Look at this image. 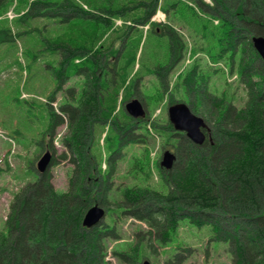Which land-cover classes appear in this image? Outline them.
I'll return each mask as SVG.
<instances>
[{
	"label": "trees",
	"instance_id": "1",
	"mask_svg": "<svg viewBox=\"0 0 264 264\" xmlns=\"http://www.w3.org/2000/svg\"><path fill=\"white\" fill-rule=\"evenodd\" d=\"M7 1L0 0V9ZM105 1L106 7L101 9L111 13L110 18L120 16L137 25L146 24L158 4V0ZM214 1L211 7L195 0L203 11L223 21L213 55L229 58L231 65L233 62L231 71L236 69L238 73L237 81L245 101L237 106L232 102L233 92L223 90L224 95L211 92L208 76L195 81L194 70L183 77L186 102L194 114L204 118L206 138L201 144H194L169 121L161 126L150 124L170 134L173 140L169 145L176 158L171 168L159 170L165 191L134 184L112 192L111 179L123 155L121 148L141 142L143 136L134 131L136 121L118 108L117 99L120 89L126 85L127 74L138 61L140 30L131 38V27L124 26L121 50L105 45L95 50L98 46L93 44L90 48L72 46L74 42L67 38L60 42L56 38L47 40L37 27L32 28L39 33V40L46 43L41 54L60 56L56 67L46 63L57 78L50 98L60 89L57 83L62 77L83 75L80 91L74 97L76 103L72 99L60 104L58 111L48 109L45 128L49 146L56 128L66 124L67 132L61 142L67 153L63 151L57 157L68 159L74 169L65 193L53 188L47 167L35 181L28 182L15 194L5 219L6 231L0 232V264H100L103 229L98 224L86 228L81 221L85 210L94 202L105 207L117 204L127 215L145 222L148 226L145 247L151 253L162 250L170 242L179 221L187 219L197 227H207L205 233L210 242L221 241L227 245L232 253L231 264H264V61L251 42L252 36L264 35V0ZM229 4L237 11L235 15L228 12ZM174 5L176 2L166 1L163 9L167 12ZM38 16L51 17L64 25L75 21L81 24L82 31L93 26L94 38L101 36L110 22L109 18L100 19L99 25L90 24L98 23L97 18L72 0H33L19 21ZM149 30L156 36L168 35L171 54L177 60L183 47L177 32L169 25L158 23H151ZM18 35L19 32L14 34L9 27L0 26V44L14 42ZM86 50L92 62L74 61L76 56L84 58ZM175 101L170 98L169 103ZM136 120L137 124L143 121ZM96 125H108L111 131L104 140L105 156L93 147ZM53 160L51 155L50 164ZM102 161H105L104 169H101ZM112 199L115 200L111 202ZM190 250L179 244L165 259V264H182L186 259L184 251ZM118 255L124 260L131 257Z\"/></svg>",
	"mask_w": 264,
	"mask_h": 264
},
{
	"label": "rangeland",
	"instance_id": "2",
	"mask_svg": "<svg viewBox=\"0 0 264 264\" xmlns=\"http://www.w3.org/2000/svg\"><path fill=\"white\" fill-rule=\"evenodd\" d=\"M55 1L61 2V0ZM166 1L176 2V6L168 10L164 18L161 11H158L157 15L163 18L160 25L171 26L183 42L177 60H174L171 54V41L168 35L156 36L153 32H148L150 27L145 29L143 25L133 24L130 19L125 20L120 16L110 18L111 13L101 9L106 7L105 0H72L74 4H78L97 18L98 23L90 24L99 25L100 19L110 18L107 29H104L98 38L93 37L96 28L85 27L82 31L81 24H76L75 21L64 25L59 24V20L56 23L51 17L40 16L19 21L33 0H8L6 6L0 9V26L9 27L14 34L17 32L20 34L14 42L0 44V232L6 231L5 219L15 194L28 182L35 181L40 174L36 163L47 149L54 157L47 170L56 192L65 193L68 189V180L73 175L74 165L68 159L57 157L63 151L67 153L61 142V138L67 132L66 124L56 128L49 146L47 143L49 137L45 136L47 133L45 128L48 124V109L58 111V106L63 102L72 99L75 101L74 97L80 91L83 75L62 77L57 83L60 89H56L53 97L50 98L57 78L53 74L54 71L48 69L50 67L46 66V63L49 62V65L56 67L60 56L47 52L41 54L45 51L43 48L46 43L39 40V33L33 31L35 27L47 40L52 41L56 38L60 42L61 39L67 38L69 42H74L72 46L83 45L90 48L93 44L98 46L94 48L95 50L104 45L111 46L114 50H121L124 48L121 41L125 37L122 31L125 29L124 26L131 27V32L133 31L130 34L131 38L137 35V30H140V41L144 40V42L139 43L136 57L138 61H135L133 70L127 74L126 85L120 89L117 99L118 108L125 115H128L124 107L128 100L137 98L141 101L145 110L144 117L128 116L136 121L133 126L134 131L143 136L141 142L129 143L121 148L123 155L117 161L111 179L112 192L125 185L134 186V184L159 191L166 190L159 172V161L164 150L173 152V147L169 145L173 140L170 134L150 124L164 125L168 121L167 108L170 104L185 102L188 105L186 91L181 84L183 77L189 76L188 73L195 71V76L193 75L195 81H199L201 76H208V89L218 95H224L223 90H227L228 93L233 92L232 102L237 106H241L245 101L244 92L237 81L238 73L236 69L231 71L233 62L231 65L229 58L213 55L217 45V34L223 21L203 11L195 0H188L190 5L183 0H158L156 9L159 7L160 10H164ZM200 1L211 7L215 4L214 0ZM239 1L243 3L245 0ZM97 8L99 9L96 10ZM227 8L231 15L237 12L233 5L229 4ZM224 14L230 18L228 13ZM97 32L100 31L97 29ZM80 33L83 34V38ZM77 50L81 52L80 49ZM34 54L37 57L34 58ZM74 58L78 64L83 59L87 63L92 62L87 50L84 58L80 59L78 56ZM137 67L138 72L134 74ZM170 98L176 101L169 103ZM120 99L123 102H120ZM120 117L125 118L122 114ZM139 118L143 121L137 124L136 119ZM106 134H111L108 125L103 127L96 125L93 147L97 148L102 156L106 154L104 146ZM90 159L95 160L91 156ZM104 168L105 161H102L101 169ZM114 200L112 199L111 202ZM94 204H98L105 211L103 219L97 225L104 232L100 264H141L143 261H148L149 264H165V259L177 250L179 244L184 248L192 249L191 252L184 251L186 259L182 264L232 263V253L227 245L221 241L210 242L208 234L205 233L207 227H197L187 219H182L174 229L170 242L162 250L159 248L158 253H151L145 247L148 228L145 222L127 215L125 209L117 204L112 203L105 207L94 202L91 206ZM119 253L130 255L132 258L121 259Z\"/></svg>",
	"mask_w": 264,
	"mask_h": 264
},
{
	"label": "water",
	"instance_id": "3",
	"mask_svg": "<svg viewBox=\"0 0 264 264\" xmlns=\"http://www.w3.org/2000/svg\"><path fill=\"white\" fill-rule=\"evenodd\" d=\"M264 23V16H263ZM252 44L255 50L260 54L264 60V36H253ZM125 111L133 118L143 117L145 110L141 101L137 98L128 100L125 105ZM167 117L173 128L177 131H181L185 136L194 144H201L206 138L204 130L206 129V123L204 118L194 114L189 106L184 102H176L171 104L167 108ZM175 154L169 150H165L161 155L159 162L160 167L165 170L171 168ZM51 154L46 151L37 161L36 168L38 172L42 173L50 164ZM105 211L98 204L90 206L83 215L82 225L84 227H93L103 219ZM141 264H149L148 261H143Z\"/></svg>",
	"mask_w": 264,
	"mask_h": 264
},
{
	"label": "bare ground",
	"instance_id": "4",
	"mask_svg": "<svg viewBox=\"0 0 264 264\" xmlns=\"http://www.w3.org/2000/svg\"><path fill=\"white\" fill-rule=\"evenodd\" d=\"M133 118V117H132Z\"/></svg>",
	"mask_w": 264,
	"mask_h": 264
}]
</instances>
